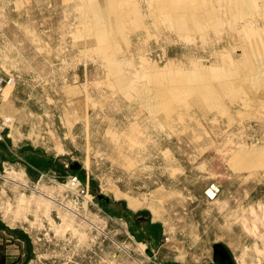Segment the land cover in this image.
<instances>
[{
	"label": "rangeland",
	"instance_id": "rangeland-1",
	"mask_svg": "<svg viewBox=\"0 0 264 264\" xmlns=\"http://www.w3.org/2000/svg\"><path fill=\"white\" fill-rule=\"evenodd\" d=\"M101 1L0 0V264H264V109L233 80L218 109L179 90L250 66L240 24L183 36L159 0H118L96 32L124 9ZM156 88L177 105L154 118Z\"/></svg>",
	"mask_w": 264,
	"mask_h": 264
},
{
	"label": "bare ground",
	"instance_id": "bare-ground-1",
	"mask_svg": "<svg viewBox=\"0 0 264 264\" xmlns=\"http://www.w3.org/2000/svg\"><path fill=\"white\" fill-rule=\"evenodd\" d=\"M98 1H101V0H91L92 5L95 4L96 2L98 3ZM214 1L218 3V4L216 3L217 6L213 7L212 9H209V10L207 7L206 11L205 10L203 11V9H206V8H204V7H206L205 0H159L158 9L161 10L165 15H167L171 21L175 22L177 25L179 24V28H178L179 30L178 31L183 36L184 35L189 36V34L190 33L192 34V32L194 34L195 31H196V35H198L197 30L200 27V20L201 19H205V18L207 20H209V18L214 19L215 21L213 20V21H211V23L215 22L216 24L217 23L219 24L220 22L217 21L216 19H218V16H220L219 10L221 8L224 9L223 15L225 16V18L231 17L233 22L235 21L234 22V23H236L235 25L240 24V27L242 28V30L244 32L243 38H244V43H245V47L247 50V56L246 57L249 58L250 66L246 65V66H243L242 69H238L235 71H233V70L229 71V68L225 71L224 70H218L220 68H217L216 73L218 71H219V73L209 74V75H206L204 72L202 74H200L201 73L200 71H199L200 73H198V71H197V73H195V74L194 73L190 74L187 71H183V73L187 72L188 75H185L182 73L183 77L181 76V79L179 81V90L182 91L183 88L187 87L186 89L189 90L190 94H191L190 90L193 92L194 96L193 95L192 96L196 99V102H198V105L197 104H195V105H197V106H200L201 104L210 105V107L215 109L217 104H219L221 102L220 100L222 98H226L224 93L222 92L225 90L224 87L227 88L229 85V81L233 80V81H236L238 83V86H237V88H235L234 86L231 85L232 87H234V89L232 90V88H231L230 95H232V96L233 95H236V96L242 95L244 97H248V99L252 102V104L260 105L261 106L260 108L264 109V0H214ZM105 3H106L105 6L103 4L104 7L101 6L102 11L103 10L104 11L117 10V9L122 7V4L120 5V2L118 0H105ZM101 4L99 3V5H101ZM118 5H120V7H118ZM207 5H211V4H207ZM122 8H124L122 10V12L118 13L116 16L112 17L111 19L107 18L103 14L97 15V17L94 20L95 26H96V32H101V30L103 31L104 28H107L109 26L114 28L118 22L122 21L124 19V12L126 10L125 7H122ZM197 11H201V14L196 15ZM253 18H256V20L253 21L252 20ZM238 22H240V23H238ZM204 23H206V22H204ZM211 23H209V24H211ZM234 23H233V25H234ZM262 23H263V25H262ZM220 24L223 25L222 23H220ZM224 26H225V24H224ZM227 26L230 27V25H227ZM231 28H232V26H231ZM202 29H204V28L202 27ZM229 32L232 33L233 30L229 31ZM200 34H202V33L200 32ZM231 38H233V37H231ZM99 39L103 40L102 41L103 46H105L107 48H110L112 46L111 45L112 41L109 38V35L105 31L103 32L102 36H100ZM232 41H234V40H232ZM114 54L115 53L113 52V53H111V55H108V56H110L111 59H114L115 58ZM238 61H240V60H237V62ZM243 61H242V63H243ZM245 61H248V60H245ZM243 64H241V66ZM246 64H248V63L246 62ZM221 69H223V66L221 67ZM214 71L212 73H214ZM223 75H224V77H222ZM225 75L227 76V78H225ZM5 81H8V80H5ZM214 82H217L219 84L218 85L219 89L223 88L221 91L223 94L220 95L214 91V87L212 86V84H215ZM12 83L13 82L6 83L0 92H2L6 86H8L9 84H12ZM230 84H231V82H230ZM233 85H235V83ZM176 86H177V84L173 85V86L170 85L169 88H171L172 90H176V88H175ZM186 89H183V90L186 91ZM187 92L188 91H186V93ZM7 94H6V96H7ZM228 95H229V93H228ZM195 99H194V101H195ZM176 101L177 100H174L167 92H165V91L162 92V90L160 88L145 91L138 98V102L145 109H147L150 112V114L152 115V117H154V118H157L158 116L160 117L161 114H163V113L168 114L171 111V109L175 108V106L177 105ZM192 102H193V100H192ZM240 102H241V100H240ZM186 104H187V102H186ZM190 104H191V100H190ZM190 104H187V105H190ZM235 104H237V103H235ZM181 105H183V102ZM225 105L226 104H224V106ZM183 106L186 107L185 105H183ZM192 107H194V105ZM253 107H254V105H253ZM186 108H189V107L187 106ZM195 108H196V106H195ZM205 108H206V106H205ZM207 108H208V106H207ZM183 109H185V108H183ZM197 109H198V107H197ZM216 109H218V108L216 107ZM23 201L24 200H21L22 204L24 203Z\"/></svg>",
	"mask_w": 264,
	"mask_h": 264
},
{
	"label": "built area",
	"instance_id": "built-area-1",
	"mask_svg": "<svg viewBox=\"0 0 264 264\" xmlns=\"http://www.w3.org/2000/svg\"><path fill=\"white\" fill-rule=\"evenodd\" d=\"M11 82L14 83V80L12 78H10L8 81H5L4 79H0V91L2 90L3 86L6 83H11ZM71 180H72V183L74 184L79 183L76 179H71Z\"/></svg>",
	"mask_w": 264,
	"mask_h": 264
}]
</instances>
